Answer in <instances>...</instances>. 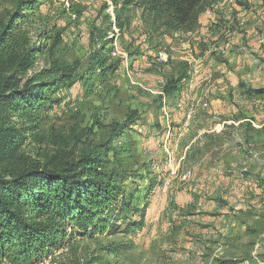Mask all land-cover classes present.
<instances>
[{
    "label": "rangeland",
    "instance_id": "1",
    "mask_svg": "<svg viewBox=\"0 0 264 264\" xmlns=\"http://www.w3.org/2000/svg\"><path fill=\"white\" fill-rule=\"evenodd\" d=\"M76 2L79 15L70 12L67 0L43 1L28 22L29 45L46 42L38 40L42 29L52 41L46 42L48 52L35 53L25 77L48 68L52 60L79 65L72 81L47 93L42 139L28 133L22 152L42 162L51 159L53 168L87 151L100 152L107 171L124 174L119 199L127 206L117 219L122 232L75 235L51 256L18 264H108L101 248L109 242L122 247L109 264H264V127L244 122L225 128L216 139H194L204 120L199 106L208 99L196 101L195 118L179 110L194 101L180 78L194 72L187 57L208 49L194 36L197 27L166 29L167 15H154L140 0ZM11 9L9 0H0V21ZM202 11L209 29L245 40V27H250L254 36L264 38V0H204ZM56 36L60 43L51 55ZM208 40L214 45L218 39ZM251 54L264 68V43ZM97 55H103L102 66ZM259 65H252L256 74L251 78L264 75ZM171 81L178 91L164 93ZM260 83L264 86L259 79L247 86ZM245 90H235L227 103L248 105L256 114L251 119L264 122V96H240ZM187 120L195 122L184 131ZM0 264L11 263L0 259Z\"/></svg>",
    "mask_w": 264,
    "mask_h": 264
},
{
    "label": "trees",
    "instance_id": "2",
    "mask_svg": "<svg viewBox=\"0 0 264 264\" xmlns=\"http://www.w3.org/2000/svg\"><path fill=\"white\" fill-rule=\"evenodd\" d=\"M43 1L59 0H9L12 9L8 19L0 21V259L11 264L40 261L64 248L75 235L93 238L101 233L109 237L122 232L117 219L127 206L119 199L123 194L119 183L124 174L107 171L100 152L87 151L58 168L51 167V159L42 162L25 157L22 152L28 133L34 139H42L39 132L50 101L47 93L60 83L72 81L79 65L78 61L69 64L52 60L48 68L25 77L33 66L35 53L52 41L42 29L38 40L46 41L45 44L29 45L28 22ZM67 1L70 12L79 15L82 10L77 0ZM203 2L140 0L139 4L156 16L167 15L162 24L166 29L192 30L198 26ZM129 3L130 0L124 2ZM118 27L121 31L123 24L118 23ZM59 43L60 37L56 36L53 49L49 48L51 55ZM95 57L102 66L103 55ZM44 77H49L48 82ZM176 81L167 84L164 93L174 92ZM244 93L264 96V88H248ZM120 152L117 150L114 155ZM19 162L21 166L15 169L13 165ZM112 217L115 220L111 221ZM101 250L108 255V264L112 263L110 257L122 253L121 244L113 242L102 245Z\"/></svg>",
    "mask_w": 264,
    "mask_h": 264
},
{
    "label": "crops",
    "instance_id": "3",
    "mask_svg": "<svg viewBox=\"0 0 264 264\" xmlns=\"http://www.w3.org/2000/svg\"><path fill=\"white\" fill-rule=\"evenodd\" d=\"M206 13L203 11L199 14L198 26L194 31V36L198 41L207 43L208 49L203 51V55L193 56L189 54L190 61L193 63L194 72H191L189 78L185 77L182 80L186 81L185 92L193 97V104L189 106H183L179 110L183 112L188 119L195 118L198 113L197 105L195 104L199 97H205L208 99V103L203 100L200 108H203V121L198 125V133L196 138H208L210 140L216 139L223 134L225 128L233 125H239L246 122L247 125L254 126L255 128H263L264 122H255L251 119L253 109L248 105H235L227 103V99L233 98L235 90L240 87H246L247 89L253 80L259 79L260 82H264V75L254 76L257 78H251V73L256 74L254 68L258 66V73L262 75L264 73L263 64L254 58L251 52L256 53L264 43V38L260 36H254L250 27H245L244 32L245 40L239 38V35L234 37V34L229 31L216 29L213 27L209 29L210 24L207 20ZM220 30V31H219ZM218 39L214 45H210L208 39ZM196 52L195 47L193 48ZM208 52L210 54H208ZM214 54L221 57L215 58ZM256 60V62L254 61ZM252 65L254 67H252ZM187 79V80H186ZM264 88L260 83V86L252 85L251 88ZM176 90L175 92H177ZM243 92V90H242ZM239 95L247 98L245 93ZM244 98V99H245ZM195 122V121H193ZM192 122V123H193ZM190 120L184 121L181 128L186 131L192 124ZM250 123V124H248ZM193 125V124H192ZM191 126L190 128H192ZM171 127L166 133L163 134L165 138H169ZM182 133H179L181 135ZM220 134V135H219Z\"/></svg>",
    "mask_w": 264,
    "mask_h": 264
},
{
    "label": "built area",
    "instance_id": "4",
    "mask_svg": "<svg viewBox=\"0 0 264 264\" xmlns=\"http://www.w3.org/2000/svg\"><path fill=\"white\" fill-rule=\"evenodd\" d=\"M254 61L256 62V60L254 59Z\"/></svg>",
    "mask_w": 264,
    "mask_h": 264
}]
</instances>
